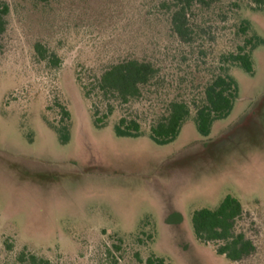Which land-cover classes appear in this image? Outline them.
Here are the masks:
<instances>
[{
  "label": "rangeland",
  "instance_id": "1",
  "mask_svg": "<svg viewBox=\"0 0 264 264\" xmlns=\"http://www.w3.org/2000/svg\"><path fill=\"white\" fill-rule=\"evenodd\" d=\"M8 1L11 27L0 52V264L8 242L53 264H101L118 238L120 264H143L135 251L165 264H264V11L243 7L236 16L263 44L252 53L253 74L231 69L237 98L228 116L207 136L190 118L159 145L147 131L117 136L114 116L97 127L75 77L137 36L133 0ZM228 20L217 30L222 46ZM38 39L57 47L58 68L35 61ZM57 101L70 114L66 143L48 124L58 122ZM227 195L245 211L240 228L256 246L237 262L198 242L191 226L193 212Z\"/></svg>",
  "mask_w": 264,
  "mask_h": 264
},
{
  "label": "trees",
  "instance_id": "2",
  "mask_svg": "<svg viewBox=\"0 0 264 264\" xmlns=\"http://www.w3.org/2000/svg\"><path fill=\"white\" fill-rule=\"evenodd\" d=\"M43 7L51 0H34ZM131 18L137 36L111 48L94 66L76 70V81L90 103L93 123L102 127L114 120L120 137H138L146 131L159 145L173 141L182 125L192 119L198 132L207 136L214 121L228 116L237 98L233 67L253 74V51L263 44L250 22L236 18L243 7L264 11V0H133ZM12 6L0 0V52L11 27ZM229 22L225 45L217 30ZM229 21V20H228ZM220 25V26H218ZM50 41L33 44L34 59L50 69L58 68L61 56ZM100 58V57H99ZM57 123L48 124L61 143L69 138L70 114L60 101ZM246 213L239 201L225 196L217 207L193 212L191 226L196 240L211 245L217 255L237 262L251 256L256 246L240 228ZM135 242L142 245L139 238ZM123 240L105 247L101 264H120ZM4 243L6 264H53L44 255ZM143 264H165L152 254Z\"/></svg>",
  "mask_w": 264,
  "mask_h": 264
}]
</instances>
